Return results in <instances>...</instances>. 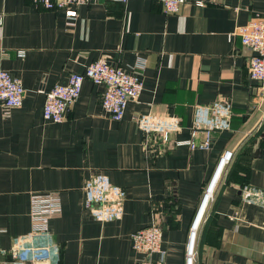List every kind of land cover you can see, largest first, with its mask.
Listing matches in <instances>:
<instances>
[{
  "label": "crops",
  "instance_id": "0c3cea01",
  "mask_svg": "<svg viewBox=\"0 0 264 264\" xmlns=\"http://www.w3.org/2000/svg\"><path fill=\"white\" fill-rule=\"evenodd\" d=\"M194 1L166 13L156 0H92L68 18L31 0H0V69L23 87L19 105L0 103V250L29 231V195L56 192L60 212L48 222L53 264H136L143 255L129 234L154 220L164 264H184L190 226L228 148L231 160L193 229L192 264H264V97L254 102L250 51L231 33L264 10V0ZM98 58L126 70L143 61L142 88L122 117L108 116L103 85L84 78L63 119H43L44 91ZM213 100L228 103L232 115L209 147H143L136 115H177L182 127L173 137L183 139L192 104ZM95 174L123 190L120 219L97 222L83 209V183Z\"/></svg>",
  "mask_w": 264,
  "mask_h": 264
},
{
  "label": "built area",
  "instance_id": "2783aa9c",
  "mask_svg": "<svg viewBox=\"0 0 264 264\" xmlns=\"http://www.w3.org/2000/svg\"><path fill=\"white\" fill-rule=\"evenodd\" d=\"M31 1L45 8H61L68 18H72L76 14L77 5L92 0ZM156 1L161 4L162 10L166 13L177 12L184 2V0ZM194 2L201 3L199 0ZM231 33L238 34L240 42L250 51L246 63L247 74L249 79L255 82L253 97L254 102L259 103L264 97V10L255 12L247 22L236 25ZM142 66L143 61L140 59L134 63V69L131 70H126L106 58L88 62L81 71L70 72L64 82H55L44 91L41 106L42 118L53 122L61 121L77 97L83 79L87 78L93 83L103 85L100 105L109 117L115 120L120 119L127 102L136 98L142 88V82L136 70ZM22 93L23 87L19 78L0 69V103L6 107L19 105ZM231 115V107L226 102L213 100L203 104L194 103L188 125L189 134L183 139L173 137L174 133L182 127L177 115L145 112L134 118L137 127L143 132V147L150 152L160 153L178 144H186L189 148L209 147L212 132L227 129ZM197 134H199L198 139L195 138ZM231 157V149L222 150L214 172L216 178L230 162ZM206 189L202 198L206 195ZM82 191V207L95 221L106 222L120 219L123 213L124 192L119 186L111 184L107 176L95 174L89 177L84 181ZM247 194L244 191L242 196L246 197ZM59 212L60 200L56 192L31 193L28 203L29 231L24 236L14 238L7 249L0 250V253L5 256L0 264H53L52 260L57 254V247L50 240L48 222ZM192 224L188 232L184 264H192L194 257L192 240L195 232H192ZM161 235V227L155 220L129 234L132 250L143 255L136 264H164ZM152 254H156L157 258L152 259Z\"/></svg>",
  "mask_w": 264,
  "mask_h": 264
},
{
  "label": "water",
  "instance_id": "95a60500",
  "mask_svg": "<svg viewBox=\"0 0 264 264\" xmlns=\"http://www.w3.org/2000/svg\"><path fill=\"white\" fill-rule=\"evenodd\" d=\"M248 157H249V155H247V158H248ZM215 178H216V174H214V175L212 176V178H211L209 184H208L207 187H206V188H207L206 190H208L209 188H211V187L213 186L214 181H215ZM205 201H206V195H205V196L202 198V200L200 201V204H199V206H198L197 212H196V214H195V218H194L193 224H194V222H197V218H198V216H199V211L201 210V208H202V206L204 205ZM193 224H192V225H193Z\"/></svg>",
  "mask_w": 264,
  "mask_h": 264
},
{
  "label": "bare ground",
  "instance_id": "6f19581e",
  "mask_svg": "<svg viewBox=\"0 0 264 264\" xmlns=\"http://www.w3.org/2000/svg\"><path fill=\"white\" fill-rule=\"evenodd\" d=\"M207 193V190H206V192H205V194ZM206 198H207V196H206ZM205 204V203H204ZM203 207V206H202ZM202 209V208H201ZM201 211V210H200ZM200 211H199V213H200ZM198 221H199V219L197 218V222H194V224H193V227H192V232L194 231L195 232V230H193L195 227H196V224H198ZM192 245H193V240H192Z\"/></svg>",
  "mask_w": 264,
  "mask_h": 264
},
{
  "label": "trees",
  "instance_id": "16d2710c",
  "mask_svg": "<svg viewBox=\"0 0 264 264\" xmlns=\"http://www.w3.org/2000/svg\"><path fill=\"white\" fill-rule=\"evenodd\" d=\"M245 186H247L246 183L244 181H241L240 187H245Z\"/></svg>",
  "mask_w": 264,
  "mask_h": 264
}]
</instances>
